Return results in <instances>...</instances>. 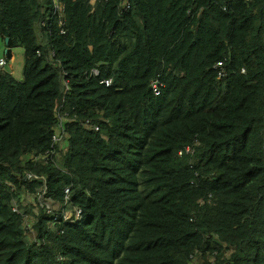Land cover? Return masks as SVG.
Instances as JSON below:
<instances>
[{"label": "trees", "instance_id": "16d2710c", "mask_svg": "<svg viewBox=\"0 0 264 264\" xmlns=\"http://www.w3.org/2000/svg\"><path fill=\"white\" fill-rule=\"evenodd\" d=\"M58 3L0 0V264H264V0Z\"/></svg>", "mask_w": 264, "mask_h": 264}, {"label": "built area", "instance_id": "2783aa9c", "mask_svg": "<svg viewBox=\"0 0 264 264\" xmlns=\"http://www.w3.org/2000/svg\"><path fill=\"white\" fill-rule=\"evenodd\" d=\"M98 0H91V3L94 5ZM245 2H249L250 0H243ZM55 2V7L56 10L59 11L60 13H62L64 11V8L62 6H60V4L58 3V0H54ZM130 5L129 3H125L123 4V8L124 10H128L130 9ZM46 26V22H42L40 24H37V30L40 31L41 28ZM59 28L61 29V33L62 34H66V30H65V21L60 20L59 23ZM8 65L7 60L6 59H0V68H5ZM218 67L222 68L223 64L219 63ZM243 73H245V71L243 70ZM95 74L98 75V72L95 71ZM225 77V72L224 70H221L219 72V78L222 79ZM102 83L106 84L107 86H110L112 83V80H105L102 81ZM65 89L66 91L69 90L70 86L68 81H65ZM162 87L163 85L159 82V80H156L153 84H152V88H153V92L155 93L156 96H159L161 94L162 91ZM68 115H65V117H60V121L59 124L57 126V131L53 136V149L52 151L49 152V154H54L55 153V147L57 146H62L64 147L66 145V139H67V134H66V128H65V124L66 122H68ZM87 126H91L95 131H99V126L92 124L90 121L86 122ZM28 178H33L32 175H29ZM70 193V189L67 188L66 189V194L69 195ZM42 196V195H41ZM43 198L41 197V200ZM47 208H48V213H50L53 218H55V220H57V214L56 212H63V218L65 221H78L81 218V214L82 211L81 210H76L75 213L71 212V211H66L65 209H63L61 206L58 210L53 209L51 206L48 205V201L42 202Z\"/></svg>", "mask_w": 264, "mask_h": 264}, {"label": "rangeland", "instance_id": "374dc122", "mask_svg": "<svg viewBox=\"0 0 264 264\" xmlns=\"http://www.w3.org/2000/svg\"><path fill=\"white\" fill-rule=\"evenodd\" d=\"M38 32L40 31L38 30ZM12 55L15 57L14 61H11L8 58L6 54L5 44L2 41H0V57L7 59V63H8L5 69L8 70L9 72H13L14 76L20 81H22L24 65H25V51L22 47H17L12 51ZM30 237L31 239H34V232L31 233ZM195 264H201V262L195 260Z\"/></svg>", "mask_w": 264, "mask_h": 264}, {"label": "crops", "instance_id": "0c3cea01", "mask_svg": "<svg viewBox=\"0 0 264 264\" xmlns=\"http://www.w3.org/2000/svg\"><path fill=\"white\" fill-rule=\"evenodd\" d=\"M14 56L12 55V58L10 59L11 61H14ZM0 59H5V58H2V57H0ZM10 66H11V63H10ZM13 75H14V73L13 72H11ZM15 77V76H14ZM16 78V77H15ZM17 79V78H16ZM17 80H19V79H17ZM22 80H23V77H22ZM20 81V80H19ZM35 196L34 195H31V196H29V200H31V201H35ZM48 205L49 206H51L53 209H55V210H58L59 208H60V205H58V204H54V203H52V202H48Z\"/></svg>", "mask_w": 264, "mask_h": 264}, {"label": "clouds", "instance_id": "9594fccd", "mask_svg": "<svg viewBox=\"0 0 264 264\" xmlns=\"http://www.w3.org/2000/svg\"><path fill=\"white\" fill-rule=\"evenodd\" d=\"M7 60V59H6ZM48 202H51V201H48ZM59 205V204H58Z\"/></svg>", "mask_w": 264, "mask_h": 264}]
</instances>
